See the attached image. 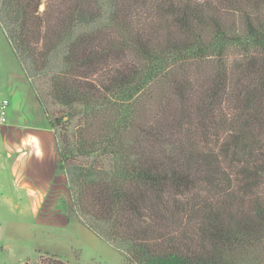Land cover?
<instances>
[{
  "label": "trees",
  "instance_id": "trees-1",
  "mask_svg": "<svg viewBox=\"0 0 264 264\" xmlns=\"http://www.w3.org/2000/svg\"><path fill=\"white\" fill-rule=\"evenodd\" d=\"M0 26L68 222L126 264H264V0H0Z\"/></svg>",
  "mask_w": 264,
  "mask_h": 264
},
{
  "label": "crops",
  "instance_id": "crops-1",
  "mask_svg": "<svg viewBox=\"0 0 264 264\" xmlns=\"http://www.w3.org/2000/svg\"><path fill=\"white\" fill-rule=\"evenodd\" d=\"M14 57L18 74L13 77L18 79L0 83L8 96L3 100L9 102L6 120L3 122L0 116V228L2 224L8 226L6 232H0V243L20 240L18 220L30 216L37 218L45 207L57 206L55 196L66 192V177L59 172L55 131L32 80L23 72L15 54ZM61 217L64 218L62 214ZM64 221L66 225L73 223L65 218ZM12 247L1 244L2 255L6 248L12 250ZM72 249L59 251L55 257L68 263L67 252ZM41 257L43 255L38 264H41Z\"/></svg>",
  "mask_w": 264,
  "mask_h": 264
},
{
  "label": "rangeland",
  "instance_id": "rangeland-1",
  "mask_svg": "<svg viewBox=\"0 0 264 264\" xmlns=\"http://www.w3.org/2000/svg\"><path fill=\"white\" fill-rule=\"evenodd\" d=\"M44 10V6L41 8ZM136 24H143L144 18L135 19ZM11 46L0 26V83L17 80L16 61ZM40 87V95L47 105L50 114H56L60 107L53 103L47 86L36 81ZM6 97V92L0 86V102ZM9 111V110H8ZM63 196V195H62ZM62 196H55L58 200ZM60 197V198H59ZM58 203V201H57ZM64 218L57 206L42 209L37 218L28 217L18 220V230L22 237L15 242H2L12 245L2 255L0 250V264H38L40 255L47 260L57 259L55 255L66 248H73L69 253V262L66 264H126L121 254L110 244L99 240L90 231H86L77 223L64 224ZM7 224H2L0 232H6Z\"/></svg>",
  "mask_w": 264,
  "mask_h": 264
},
{
  "label": "built area",
  "instance_id": "built-area-1",
  "mask_svg": "<svg viewBox=\"0 0 264 264\" xmlns=\"http://www.w3.org/2000/svg\"><path fill=\"white\" fill-rule=\"evenodd\" d=\"M8 104V100H3L0 105V116L3 122L6 120Z\"/></svg>",
  "mask_w": 264,
  "mask_h": 264
}]
</instances>
